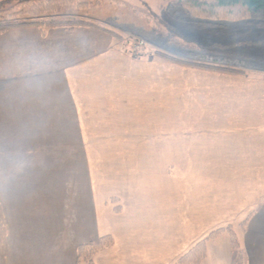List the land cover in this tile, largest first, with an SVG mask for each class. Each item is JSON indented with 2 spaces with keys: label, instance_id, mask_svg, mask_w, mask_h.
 Wrapping results in <instances>:
<instances>
[{
  "label": "crops",
  "instance_id": "crops-1",
  "mask_svg": "<svg viewBox=\"0 0 264 264\" xmlns=\"http://www.w3.org/2000/svg\"><path fill=\"white\" fill-rule=\"evenodd\" d=\"M115 39L124 43L87 26L0 35V64L9 68L0 67V134L19 142L20 154L43 156L35 172L59 177L0 181V264H81L85 244L100 247L93 264H176L226 227L241 237L245 264H264V71L191 67L147 48L136 58ZM93 141L131 144L95 154ZM57 156L65 159L53 166ZM91 156L146 162L96 181ZM69 158L81 166L70 168Z\"/></svg>",
  "mask_w": 264,
  "mask_h": 264
},
{
  "label": "rangeland",
  "instance_id": "rangeland-1",
  "mask_svg": "<svg viewBox=\"0 0 264 264\" xmlns=\"http://www.w3.org/2000/svg\"><path fill=\"white\" fill-rule=\"evenodd\" d=\"M24 0H0V5L3 4L5 9L15 6L17 2ZM41 2H46V0H39ZM85 0H75V3H82ZM96 0H88V2L93 3ZM103 0L101 4H87V5H66L62 6L61 13L74 12L76 14L86 15L90 18H97L106 21L112 25L118 27L117 31L123 36L124 43L120 40H114L115 45L127 48L138 52L141 48H147V51H154L155 49H162L164 51H169L172 54L180 55L183 58H188L190 61H198L199 56H195L192 53L185 51L181 46H174L170 42V37L164 36L166 33L170 34V29L167 27L171 25L173 34L177 36H183L186 40L194 42L192 45L195 47L200 45H206L208 42H223L226 44H220L222 49H227L231 52V55L224 54V58L228 60L232 65L238 66L239 68H254L264 71V26L255 25V21L251 23H246L244 19L234 20L231 22L222 23L223 26L201 24L193 25L188 22L190 16L187 10L184 8L170 3L166 6L163 5V0ZM126 1L134 6V9H140L139 12L133 11L128 7ZM166 1V0H165ZM20 6L14 7V10L19 9ZM146 8V9H145ZM154 9V10H153ZM144 11H152L150 13L152 16L157 15L161 25L160 32L156 33L153 24V20L148 22L149 13L146 14ZM154 12V13H153ZM168 13V21H163L161 15ZM155 17V16H154ZM153 19V17H152ZM187 20V21H186ZM156 22V20L154 19ZM163 21V22H162ZM170 21V22H169ZM154 22V23H155ZM165 24V25H164ZM160 25V24H159ZM127 32L134 33L138 37L144 38L148 45H140V39L133 40L130 35L125 34ZM163 35H161V34ZM171 33V34H172ZM177 33V34H176ZM172 34V36H173ZM175 38L172 37V40ZM133 40V41H132ZM143 40V39H141ZM227 42L229 44H227ZM185 43V42H184ZM186 44V43H185ZM139 48H136V46ZM135 46V47H134ZM225 46V47H223ZM195 47V52L197 51ZM201 47V46H200ZM199 47V48H200ZM198 48V47H197ZM3 71L8 70L6 66L1 62L0 67ZM14 71L18 68H14ZM10 138L11 140H9ZM13 137L9 134H0V153L6 154L2 158L0 155V181L8 180L11 182H18L23 180H53L58 179L57 174L50 169V172L44 173L43 171L35 172V165L41 164L43 156L39 154L34 155L33 149L34 142H29L26 150L28 155L20 154L19 142L13 141ZM131 144V142H101L93 141L89 143L90 148H94L95 154L108 152L109 149L118 148L119 144ZM31 148V149H30ZM113 152V151H112ZM55 160L51 161L53 166L60 164L64 160V157H54ZM76 160V163L73 161ZM69 158L70 168L80 167L77 158ZM172 165L173 162L178 164V157L169 158ZM91 164V171L93 178L97 181L104 177L114 181L121 179L122 167L126 168L128 173L135 172V167L139 164H144L146 162V157H136V156H91L89 157ZM3 163L11 165L6 173L2 172ZM66 164V163H65ZM13 167H21L24 172L13 171ZM7 169V168H6ZM60 175V174H59ZM66 178L71 177L70 172L63 174ZM194 223V222H193ZM234 231L239 235L241 234L239 223L234 224ZM238 237V238H239ZM239 243L241 241L238 240ZM207 258L203 264H245L244 257L241 251H234L231 247L229 241V234L227 231L222 232L213 239H210L207 244ZM247 262V261H246Z\"/></svg>",
  "mask_w": 264,
  "mask_h": 264
},
{
  "label": "trees",
  "instance_id": "trees-1",
  "mask_svg": "<svg viewBox=\"0 0 264 264\" xmlns=\"http://www.w3.org/2000/svg\"><path fill=\"white\" fill-rule=\"evenodd\" d=\"M118 2L121 1L118 0ZM89 3L91 2H88V0H85L82 3H75L74 0H46V2H41L39 0H24L21 2H17L15 6H12L8 9H5L3 7V4H1L0 35L10 29L24 26H37L38 28H40L43 34H45L46 31L50 28L58 26L68 27L70 29H73L78 26H87L111 34L113 33L119 37H122L120 33L106 29L93 20L64 15L61 13L62 6L73 4L87 5ZM170 3L178 5L187 10L191 18L190 20H188V22L193 25L200 26L201 24H210L222 27V23L224 22H231L234 20L244 19L246 23H251L252 21H255V25L260 27L264 26V0H172ZM126 4L133 11H140V9H134V6L129 2H126ZM17 6H20V8L14 10V7ZM144 12L146 14L149 13L148 22L153 20V22L150 23L153 24L152 26L155 32L158 33L162 31V23H160L159 19L156 17L157 15L154 14L155 17L152 16L150 14L152 13V11ZM167 15L168 13L166 12L165 15H161L160 19H162L163 21H168ZM154 19L156 20V22L154 21ZM167 27L170 29V34L166 33V35L164 34V36H169L170 42L174 46L179 45L183 47L185 51L192 53L196 57L199 56L200 59L198 61H190L188 58H183L180 55L172 54L171 52L164 51L162 49H155L153 51L154 54L161 55L162 57L167 60H170L171 62L191 67L218 70L230 73L242 72V70H240L241 68L232 65V62L229 63L228 60L224 58V54H232L231 52L227 51V49H222L221 46L219 47L220 44L226 43H223L221 41H214L208 42L206 43V45L198 44V48L195 46L197 49V51L195 52V47L192 45V43L195 44L194 42L191 43V41L186 40L185 38H183V36H179L177 33V36H175L172 33L174 30L172 26L167 24ZM171 33L173 34V36ZM172 37H174L175 39L172 40ZM131 39L136 40V38ZM227 44L229 43L227 42ZM129 52L136 58H140L141 56H143V54L146 53L145 47H143L138 52L132 50H129ZM244 223H246V221H243L241 224ZM222 231L229 232L232 249L234 251L239 250V243L237 237L231 230V227L221 228L214 232H211L209 236L195 243L184 255L179 258L176 264H203L205 259L207 258V240L217 236ZM110 242V237H104L101 240V246H109ZM99 250V246H95L92 244H85L80 246L78 251V263L80 262L81 264H93L94 257L97 255Z\"/></svg>",
  "mask_w": 264,
  "mask_h": 264
},
{
  "label": "built area",
  "instance_id": "built-area-1",
  "mask_svg": "<svg viewBox=\"0 0 264 264\" xmlns=\"http://www.w3.org/2000/svg\"><path fill=\"white\" fill-rule=\"evenodd\" d=\"M141 42H139L140 45L146 44L143 40H140ZM136 46V45H135ZM134 46V47H135ZM136 48H139L138 46H136ZM142 49V48H141Z\"/></svg>",
  "mask_w": 264,
  "mask_h": 264
}]
</instances>
